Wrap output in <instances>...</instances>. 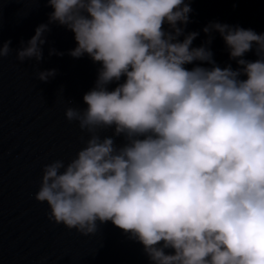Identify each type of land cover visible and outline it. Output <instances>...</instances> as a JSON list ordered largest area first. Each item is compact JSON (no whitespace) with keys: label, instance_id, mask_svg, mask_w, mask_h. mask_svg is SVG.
I'll return each instance as SVG.
<instances>
[{"label":"clouds","instance_id":"1","mask_svg":"<svg viewBox=\"0 0 264 264\" xmlns=\"http://www.w3.org/2000/svg\"><path fill=\"white\" fill-rule=\"evenodd\" d=\"M47 2L48 22L20 41L17 58L40 61L55 21L74 33L72 56L100 62L85 105L65 108L88 133L83 146L41 166L35 197L49 218L85 234L111 220L151 264H264V31L205 24L238 65L220 66L211 35L192 45L198 31L184 32L187 0ZM251 48L254 60L243 55ZM10 49L8 38L0 56ZM193 61L208 63L185 66Z\"/></svg>","mask_w":264,"mask_h":264},{"label":"water","instance_id":"2","mask_svg":"<svg viewBox=\"0 0 264 264\" xmlns=\"http://www.w3.org/2000/svg\"><path fill=\"white\" fill-rule=\"evenodd\" d=\"M187 2L192 11L184 32L198 31L192 45L211 35L208 46L215 61L238 67L220 33H206L203 26L218 20L264 31V0ZM51 11L47 0H0V44L10 38L11 46L8 55L0 56V264H151L142 242L111 220H98L96 231L81 233L50 219L47 202L35 197L42 164L57 157L67 162L88 136L77 121L66 118L65 108L85 105L83 93L94 85L100 64L87 53L72 56L68 49L76 44L74 33L55 21L45 32L40 61L17 58L20 41L26 42L38 24L48 22ZM50 47L63 54H49ZM243 55L257 58L254 48ZM192 63L208 62L185 66ZM45 68L56 72L47 80L38 79L37 72ZM101 133L110 134L111 129ZM121 140L116 137L117 143Z\"/></svg>","mask_w":264,"mask_h":264}]
</instances>
